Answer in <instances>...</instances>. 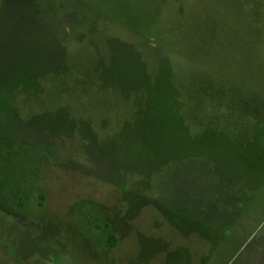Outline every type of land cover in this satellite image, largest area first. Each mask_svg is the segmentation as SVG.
<instances>
[{
	"label": "rangeland",
	"instance_id": "obj_1",
	"mask_svg": "<svg viewBox=\"0 0 264 264\" xmlns=\"http://www.w3.org/2000/svg\"><path fill=\"white\" fill-rule=\"evenodd\" d=\"M0 264H264V0H0Z\"/></svg>",
	"mask_w": 264,
	"mask_h": 264
},
{
	"label": "trees",
	"instance_id": "obj_2",
	"mask_svg": "<svg viewBox=\"0 0 264 264\" xmlns=\"http://www.w3.org/2000/svg\"><path fill=\"white\" fill-rule=\"evenodd\" d=\"M114 242V240H112Z\"/></svg>",
	"mask_w": 264,
	"mask_h": 264
}]
</instances>
